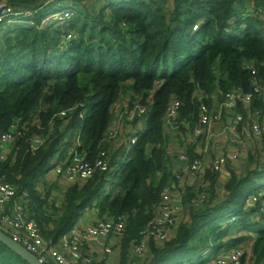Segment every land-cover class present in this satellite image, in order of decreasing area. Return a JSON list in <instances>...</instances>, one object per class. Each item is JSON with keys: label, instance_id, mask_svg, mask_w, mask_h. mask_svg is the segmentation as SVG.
I'll list each match as a JSON object with an SVG mask.
<instances>
[{"label": "trees", "instance_id": "obj_1", "mask_svg": "<svg viewBox=\"0 0 264 264\" xmlns=\"http://www.w3.org/2000/svg\"><path fill=\"white\" fill-rule=\"evenodd\" d=\"M1 1L31 15L0 24V147L7 152L0 159V183L16 190L42 239L55 243L92 212L99 220H125L119 264H194L202 251L217 257L242 244L245 237L232 230L244 227L254 242L231 250L243 251L240 264H264V205H247L264 188V162L245 170L228 165L227 175L208 172L207 188L198 192L203 201L194 205L190 195L183 197L188 218L172 236L149 239L140 258L130 254L152 227L170 184L168 148L182 144L190 164L201 159L196 150L202 135L196 132L202 109L214 115L233 97L242 142V128L264 118V92H254L264 83V0ZM52 6L57 9L46 15ZM63 11L67 17L51 19ZM124 92L141 99L146 112L134 124L145 127L134 144L110 154L103 139L114 122L111 108ZM247 95L249 104L242 100ZM171 122L178 141L169 136ZM5 135L11 139L3 144ZM72 150L91 173L57 202L41 180L54 159L70 160ZM0 264L26 263L0 243Z\"/></svg>", "mask_w": 264, "mask_h": 264}, {"label": "rangeland", "instance_id": "obj_2", "mask_svg": "<svg viewBox=\"0 0 264 264\" xmlns=\"http://www.w3.org/2000/svg\"><path fill=\"white\" fill-rule=\"evenodd\" d=\"M63 8L64 7H61L59 10H62ZM55 9H57V7L52 6L46 10L45 14L48 15ZM246 10L248 12L253 10L252 2L248 5ZM58 17L54 16L51 19L56 20ZM129 84V82H126L123 85L126 86ZM120 96L123 97L121 99L119 97L111 108V112L114 114V122L110 129L107 130L103 139L106 145L112 146L110 154H113V152L120 147H124L130 140V137L140 130V121H137V123L134 124V117L142 119L146 112V108L139 104L141 99L138 96H133L129 92H124ZM170 126L169 136L171 137V140L176 139V141H178L177 138L180 136V133L176 131L174 124H170ZM203 126L205 129L201 132V141L197 144L198 149L196 150V153L201 156V159L199 163L194 165V168H191L186 164L187 160H183V157L185 156L181 155L183 152L181 149L182 144L179 145L180 147L178 150L168 148V153H170L171 156L170 169L172 175L169 180L170 189L165 193L160 214L157 215L159 236L161 233L163 237H165L166 233H173L178 223L188 218L187 211L182 205V199L188 194L193 199L191 203H194L195 205L201 198H203L204 194L198 195V192L200 189L205 191V188H207V183L204 180H207L206 175L208 172L217 174V172L224 171L228 174V171L226 170L228 165L234 166L237 170H243L245 167V169H253L264 160V147L261 146L262 139L264 138V125H259L257 128L248 125L243 133V142L234 129L235 125L233 124L232 118H225L224 113L221 114L220 120H209V122ZM144 127L145 126H143L142 129H144ZM73 151L74 150L71 151V154ZM247 154L252 155V160L248 159L250 157H248ZM177 155L181 156L179 160L176 158ZM79 162L82 164L75 155L71 157L70 160L64 158L61 162L60 160L56 161L54 159L52 161V163L55 164L54 167L43 176L41 182L43 181L44 184H46L45 187L50 189V193L56 198L57 202L61 201L63 192L67 187L74 185L73 183L77 180L80 182L83 181L82 178L80 179L76 175L80 166ZM211 166H214V170L211 169ZM68 172L73 175L67 176ZM188 190H190V193H188ZM260 196H264V191L260 193ZM196 207L197 205L195 208ZM85 214H87V212H85L83 216ZM257 214L258 213L253 216H256ZM232 232H234V236L236 237H238V234H242L245 237L244 233L249 231L244 227H236L233 228ZM169 236H171V234H169ZM154 237H156V234H154ZM245 239V242L239 246L231 247L230 249L243 248L244 250H247L248 244L246 242L249 238L245 237ZM114 242H117V244H113L112 246L109 245L111 250H114L115 256L111 261V264H119V240L115 239ZM136 251L137 248H132L130 254L134 255ZM236 252H238L240 257L243 255L242 250ZM228 257L226 256L224 259L222 258L221 261H226ZM197 258L195 264L200 262L201 264H204L211 259V255L202 251L197 254Z\"/></svg>", "mask_w": 264, "mask_h": 264}, {"label": "built area", "instance_id": "obj_3", "mask_svg": "<svg viewBox=\"0 0 264 264\" xmlns=\"http://www.w3.org/2000/svg\"><path fill=\"white\" fill-rule=\"evenodd\" d=\"M30 15V11L13 10L7 3L0 0L1 25L11 26L13 24L21 23V19ZM63 15L65 17L68 16V14L63 11L61 13L53 14L52 17L59 16L57 19H61ZM254 92L257 94L264 92V83L260 87L255 88ZM242 100L245 104H249L251 95L243 96ZM234 105L235 102H233V97H229L224 101L222 107H215L214 115H209L207 110L203 108L200 119L201 128L196 132V135H201V132L205 129L203 125L209 122V120H220L223 111L230 115V118H232L233 124L235 125L234 129L236 130L239 121L241 120V116L234 114ZM175 110L176 104L172 106L171 116L174 115ZM259 120L260 118L257 117L252 120V123L249 125L257 128L259 125H261ZM250 121L251 118H248V123ZM170 124L175 125L176 122H171ZM247 126L248 125L242 128L243 133L245 132ZM10 139L11 136L5 135L2 136L1 142L6 144ZM6 153V149L0 147V159H4ZM74 155L78 157L79 161H81L82 157L78 155V153H74L72 157ZM183 160H187L186 157H183ZM199 161H196L193 164H190L188 161H186V164L189 167L194 168V165L199 163ZM79 165V170L77 171L76 175L80 179L82 178L85 182L91 173L89 166L82 165L80 162ZM98 165L103 172L107 171L108 166L105 162H100ZM212 167L214 168V166ZM68 175L73 174L68 172L67 176ZM76 182L80 181L77 180ZM169 189L170 184L162 193L160 206L157 209V215L160 214L163 198ZM15 196L16 190L11 185L0 183V230L5 235L10 237L14 242L22 245L30 254L35 256L40 264H101V261H97V258H94V255L90 252V243H99L100 240H104L106 242L110 241L112 243L115 239H118L120 242V238L124 232V219L119 220L118 222H114L113 220L97 219L93 222V224L83 225L84 227H73L68 232L59 237L55 243L48 242L42 239L36 223L33 220L28 219L26 210L16 200ZM256 201L257 197L253 196L250 198L249 204H255ZM157 219L158 217L156 216L150 230L142 234V238L137 244L133 246V248H137L136 253L133 255L135 259L142 257L146 252L149 239L154 238L153 240L162 242L163 240L171 237L169 236L170 233H166L165 237L162 236V233L160 236L158 235L159 228ZM154 234H156V237H154ZM236 251L239 250H225L219 256L213 259L215 260L213 264H240V256ZM113 253L114 250H111L109 245L104 246L103 255L105 257L109 258ZM226 256H229L227 260L221 261V259H224Z\"/></svg>", "mask_w": 264, "mask_h": 264}, {"label": "crops", "instance_id": "obj_4", "mask_svg": "<svg viewBox=\"0 0 264 264\" xmlns=\"http://www.w3.org/2000/svg\"><path fill=\"white\" fill-rule=\"evenodd\" d=\"M226 117H230L229 114H225V118ZM261 125H264V118L261 119ZM236 131V130H235ZM239 135V134H238ZM241 136V135H239ZM229 139H230V135H229ZM176 141V139L174 140ZM2 148H5V146H2ZM198 149V148H197ZM262 162H264V160H262ZM226 174V173H225ZM227 175V174H226ZM91 214V215H90ZM90 215V216H88ZM97 220V218L95 217L94 213L92 212H87V214H85L82 218H80V220H78V223L74 226V227H79V226H83L86 224H93V222ZM252 232H245L244 235L246 238H249V240H247V244H248V249L250 248V246L252 245V243L254 242V235ZM172 236V233H170ZM242 235V234H241ZM246 241V240H245ZM244 241V242H245ZM113 244H117V242H110V241H104V240H100L99 243H90V247L89 250L90 252L94 255V258H97V261H101V264H111V261L114 259V253L108 258L105 257L103 255V248L104 246H108V245H113ZM119 245H118V254H119ZM88 250V251H89ZM215 260L207 263V264H212ZM118 263V260H117Z\"/></svg>", "mask_w": 264, "mask_h": 264}, {"label": "water", "instance_id": "obj_5", "mask_svg": "<svg viewBox=\"0 0 264 264\" xmlns=\"http://www.w3.org/2000/svg\"><path fill=\"white\" fill-rule=\"evenodd\" d=\"M0 243L3 244L14 255L19 257L26 264H40L35 256L30 254L22 245L14 242L10 237L0 230Z\"/></svg>", "mask_w": 264, "mask_h": 264}, {"label": "clouds", "instance_id": "obj_6", "mask_svg": "<svg viewBox=\"0 0 264 264\" xmlns=\"http://www.w3.org/2000/svg\"><path fill=\"white\" fill-rule=\"evenodd\" d=\"M193 30H194V28H193ZM139 131L141 132L142 129H140ZM136 140H137V139H136V134L132 135V136L130 137V140L126 143V146H127L128 143H129V144H134ZM133 141H134V143H133ZM76 145H79L78 138L76 139ZM69 154H70V153H69ZM72 155H73V154H72ZM72 155H71L70 157H72ZM120 156H121V155H120ZM121 157H122V156H121ZM68 159H69V158H68ZM53 167H54V166H53ZM53 167H52V168H53ZM263 191H264V188H260V189H259L258 191H256L254 194L250 195L249 198H248V200H247V205H248V206H253V205H254V204H249L250 198L253 197V196H256V197H257V201H256V203L259 202L261 205H263L264 196H260V193L263 192ZM254 214H256V213H254ZM254 214H253V215H254ZM253 215H252V218L259 217V214H257L256 216H253ZM232 221H233V220H232ZM213 259H215V256H214V257H211V259H210L208 262L204 263V264H207V263L213 261ZM194 264H195V263H194ZM197 264H201V262H200V263H197Z\"/></svg>", "mask_w": 264, "mask_h": 264}]
</instances>
